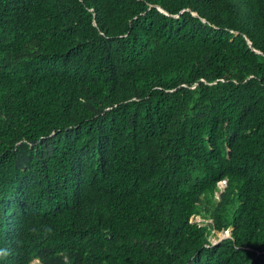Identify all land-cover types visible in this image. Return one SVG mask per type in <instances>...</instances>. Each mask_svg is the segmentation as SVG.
Wrapping results in <instances>:
<instances>
[{
  "label": "trees",
  "instance_id": "1",
  "mask_svg": "<svg viewBox=\"0 0 264 264\" xmlns=\"http://www.w3.org/2000/svg\"><path fill=\"white\" fill-rule=\"evenodd\" d=\"M34 259L264 264V0H0V264Z\"/></svg>",
  "mask_w": 264,
  "mask_h": 264
},
{
  "label": "rangeland",
  "instance_id": "2",
  "mask_svg": "<svg viewBox=\"0 0 264 264\" xmlns=\"http://www.w3.org/2000/svg\"><path fill=\"white\" fill-rule=\"evenodd\" d=\"M224 185H225V182L224 181L219 183V190L217 191L218 193L220 192V190L223 189ZM217 196H218V194L215 196L218 199ZM192 221L193 222H201V221H204V218L200 217L199 215H196V216H193L192 217ZM210 221H211V219H206L205 220V223L206 222H210ZM221 235H222V233H220V232H214V234H212L209 239L213 243H215V241H218L219 239H222L223 238V236H221ZM35 261H36V259L33 260L30 264H34Z\"/></svg>",
  "mask_w": 264,
  "mask_h": 264
},
{
  "label": "clouds",
  "instance_id": "3",
  "mask_svg": "<svg viewBox=\"0 0 264 264\" xmlns=\"http://www.w3.org/2000/svg\"><path fill=\"white\" fill-rule=\"evenodd\" d=\"M222 182H223V181H222ZM225 235H228L227 237H229V232H228V231H225V232L222 233L221 236H223V238H224V237H226ZM34 260H35V259H34ZM34 264H38V260H37V259H36V261H35Z\"/></svg>",
  "mask_w": 264,
  "mask_h": 264
},
{
  "label": "water",
  "instance_id": "4",
  "mask_svg": "<svg viewBox=\"0 0 264 264\" xmlns=\"http://www.w3.org/2000/svg\"><path fill=\"white\" fill-rule=\"evenodd\" d=\"M159 10H162L161 8H159ZM163 11V10H162ZM194 15H196V14H194ZM173 16H175V17H177L178 15H173ZM248 43H250L249 41H248ZM256 52H258V51H256ZM226 237L228 236V235H225Z\"/></svg>",
  "mask_w": 264,
  "mask_h": 264
}]
</instances>
